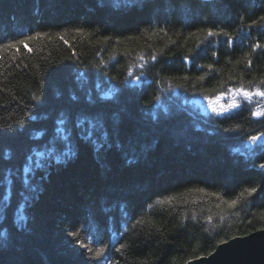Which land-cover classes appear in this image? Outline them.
<instances>
[{
  "label": "trees",
  "instance_id": "obj_1",
  "mask_svg": "<svg viewBox=\"0 0 264 264\" xmlns=\"http://www.w3.org/2000/svg\"><path fill=\"white\" fill-rule=\"evenodd\" d=\"M261 15L264 0H172L163 6L152 0L135 8L126 0L118 8L113 0L103 6L100 0H0V43L47 33L18 45V52L0 50V125L12 129L23 121L26 129L0 137V264H87L85 250L67 235L77 230L86 242L96 235L115 247L127 243L121 253L109 250L119 264H186L221 240L264 228V193H245L231 208L223 203L245 188L264 186V149L248 139L264 133V116L253 117L255 105L247 103L217 116L204 100L223 90L221 81L225 88L248 86L264 76V49L252 53L251 68L243 63L251 44L264 45V27H249ZM205 17L214 23H204ZM150 24L166 34L150 36ZM216 25L234 37L232 44L203 31ZM152 54L157 59L148 60L141 81L125 85L129 66ZM208 64L213 68L200 67ZM204 74V81L196 80ZM89 92L91 107L85 103ZM62 112L67 140L54 132ZM93 116L108 121L97 129L105 143L102 157L95 145L79 141L75 127ZM42 129L44 137L30 139ZM54 136L53 156L40 158L44 166L30 191L32 184L21 182L28 176L21 171L25 156L47 151ZM65 146L78 155L65 157ZM5 169L15 173L7 191ZM125 228L123 239L113 236Z\"/></svg>",
  "mask_w": 264,
  "mask_h": 264
},
{
  "label": "snow or ice",
  "instance_id": "obj_2",
  "mask_svg": "<svg viewBox=\"0 0 264 264\" xmlns=\"http://www.w3.org/2000/svg\"><path fill=\"white\" fill-rule=\"evenodd\" d=\"M152 2V0H126V4L130 8L135 7H143L147 3ZM172 0H155V3L163 6L166 3H171ZM176 3H179V0H175ZM121 3V0H113L114 7H119ZM185 3H187V0H185ZM257 3H259V0H257ZM101 6L104 4V0H100ZM241 20H243V17H240ZM204 23H214L212 21H209L207 17L204 18ZM259 25L261 27H264V15H261L258 20H253L252 24L249 25V27ZM149 29H151L150 36L151 35H158L159 33H165L166 29L163 27L156 28L153 27L151 24L149 25ZM149 29H145V32H149ZM74 31L78 35H84L85 29L84 28H76ZM204 32H206L207 36H224L226 37V43L232 44L234 37L226 31L224 28L220 27L219 25H216V27H207L203 29ZM47 33L42 32H33L31 35H24L23 39L19 40H10L7 43H0V50H8V49H15L17 52L19 51L18 45H26V41L29 40H35L39 37L46 36ZM59 35V38L63 40V35ZM105 40L109 39L108 37H104ZM67 43V41H65ZM151 47V45H149ZM251 51L248 53H245V60L243 63H245V66L247 68H251L252 66V60L251 55L254 53L257 49H264V45H262L259 41L253 43L250 45ZM28 52H31L32 49L28 48ZM191 51V50H190ZM216 53L213 52V56H215ZM13 59H15V56H13ZM139 63L135 66H129L127 75L124 78L123 83L125 85H128L129 83H139L141 81V78L144 76V69L146 68L148 64V60L155 61L157 59L155 54L150 55L149 57H145L144 55L139 56ZM185 60H188V57H185ZM101 64H104V61L100 62ZM237 63H241V61H238ZM201 68L207 67L209 69L213 68L212 64L208 65H200ZM139 68L140 72L137 74L135 69ZM82 76L85 74H81ZM207 74L200 75L196 77L197 81H204ZM237 77L229 76L228 80H234ZM241 81H243V76L239 77ZM112 79H115L113 77ZM185 81H187L189 78L187 76L183 77ZM226 81L220 82V88L223 89L220 90H213L215 92L214 96H208L204 95V100L207 101L209 108L211 111L216 114L217 116L224 115L226 113L231 112L232 110L238 109L241 107L242 103H247L251 105H255L253 107L251 115L253 117H261L264 116V76H261L260 79L257 81L255 78L252 80H249L247 82L248 86H245L243 82H241L238 86L235 87H228L225 88ZM227 96V102L226 103H220L221 100L224 99V97ZM33 99H39L35 95L33 96ZM154 99H158V97H155ZM71 100L73 102H77L78 98L77 96L73 95L71 97ZM85 103L87 106L91 107L95 104V101L92 99L91 93H87L85 96ZM48 117L45 115L42 117V119L46 120ZM30 119L35 121L38 119L37 116L31 115ZM17 127L9 129L6 126L0 125V137H2L5 134H16L24 132L25 124L23 121H17ZM68 123V118L65 116V114L61 113V119L56 121V127H55V136H60L63 139L67 140L69 139L68 136H65L64 133L66 132ZM108 123V121L103 116H93L92 118H83L76 121L75 127L79 129L80 131L77 133L78 139L81 143H83L85 146L90 142L92 145H95L94 150L97 152L98 156H101L104 154V148L105 143L102 140L101 134H98L97 129L103 128ZM115 132L117 135H120L122 132V129L119 125H117ZM46 135V129H42L39 131H35L32 133L30 139L33 141H38L40 138L44 137ZM106 135V133L104 134ZM55 136L48 141V145L50 147H47V151H32L29 155L25 156V164L22 166V173H27L28 176L26 178H22V184L27 187L30 183L32 184L30 191H35L37 185L34 182V177L36 176V173L39 169H41L44 166V161L40 158H43L45 156L48 157L49 160H51L53 153H54V146L56 144ZM134 136V134H133ZM249 142L252 144H257L258 141H260V147L264 149V133H260L259 135H252L249 138ZM97 141H101L100 143H97ZM67 150L64 152L65 157L71 158L73 156H77L78 152L74 151L71 147L65 146ZM110 147V145H109ZM8 154L5 153V158L7 159ZM61 161L59 157L56 158V163L59 164ZM34 165V167H33ZM259 167L264 170V164L259 165ZM15 173H13L10 169H5L3 174V184L5 186L6 191L8 190L9 185H14L15 180L13 179V176ZM45 179V176L43 173L40 174V180L43 181ZM200 191H204L203 189H200ZM264 193V186L257 185L256 187L251 188H245L239 196L232 200L227 201L224 200L223 203L228 204V206L235 207L238 203L239 199L247 193L249 197L253 196V194L257 192ZM211 195L218 196L217 193H211ZM25 199H28V197H25ZM158 203H165V201H157ZM170 202V200L168 201ZM3 207H8V199L5 198V201L3 203ZM151 207V205H149ZM219 207V205H217ZM122 215L125 217L127 216V211L125 209H121ZM20 219L23 220L24 216L21 215ZM209 220H211V217H208ZM136 224L144 223L143 220H137L135 222ZM135 227V224L133 225ZM159 230V229H158ZM128 231L127 228L123 229L122 231L114 232L113 236L116 235L119 236L120 239H123L125 236V233ZM70 237L74 239V242L82 249L85 250V252L81 253V255L84 257V259L87 261V264H119V261L113 260L109 255V250L114 249L116 253H121L123 250H125L128 247L127 243H121L119 247H115L111 242L105 243L102 241V239L99 236L96 235H90L88 237V241H83L79 239V230L77 231H69L67 233ZM221 244L225 243V241L221 240ZM146 264V262H145Z\"/></svg>",
  "mask_w": 264,
  "mask_h": 264
},
{
  "label": "water",
  "instance_id": "obj_3",
  "mask_svg": "<svg viewBox=\"0 0 264 264\" xmlns=\"http://www.w3.org/2000/svg\"><path fill=\"white\" fill-rule=\"evenodd\" d=\"M186 264H264V228L230 238Z\"/></svg>",
  "mask_w": 264,
  "mask_h": 264
},
{
  "label": "rangeland",
  "instance_id": "obj_4",
  "mask_svg": "<svg viewBox=\"0 0 264 264\" xmlns=\"http://www.w3.org/2000/svg\"><path fill=\"white\" fill-rule=\"evenodd\" d=\"M220 103H224V102H220ZM225 103H226V102H225ZM196 104H197V106H198L199 108H201V109L206 108V106H204V104L201 103V102H198V103H196Z\"/></svg>",
  "mask_w": 264,
  "mask_h": 264
}]
</instances>
